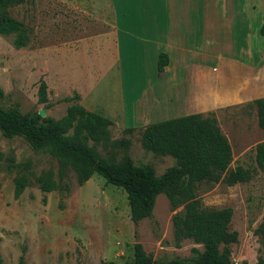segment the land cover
I'll return each instance as SVG.
<instances>
[{
  "label": "rangeland",
  "instance_id": "1",
  "mask_svg": "<svg viewBox=\"0 0 264 264\" xmlns=\"http://www.w3.org/2000/svg\"><path fill=\"white\" fill-rule=\"evenodd\" d=\"M139 2L26 0L7 8L10 16L25 25L28 44L17 47V33L0 34V104L23 115L44 111V118L60 119L73 104L90 108V102L105 105L109 97L118 103L117 99L124 96L128 109L137 99L150 98V86L156 87L157 80L151 46L139 35L138 28H131L137 22L128 26L123 20L128 11L138 13ZM243 4L241 8L245 9ZM260 13L256 15L260 17ZM243 18L244 14L235 20L232 37L226 38L227 45H234L235 55H240L242 46L256 43L255 37L246 36L249 30L241 28ZM117 24L120 33L115 39L113 25ZM42 82L47 84L46 102L40 99ZM75 94L78 100H65ZM249 106L253 112L254 104L245 108ZM170 114L153 122L177 117ZM242 114L240 109L225 110L219 127L232 141L229 170L242 166L250 171L251 180L234 185L201 182L195 194L202 209L233 210L229 227L238 232V241L231 245V262L257 264L264 259V233L259 231L264 224V170L256 163V143L246 148V142L235 143V130L244 126L257 131L256 139L263 138L264 131L255 115ZM143 129L128 133L121 126L111 125V140L127 139L130 144L106 149L98 145L97 149L103 156L110 150L117 160L129 155L135 163L149 164L158 176L162 175L176 160L147 151L142 145ZM0 152L17 163H30L29 171L24 172L30 178L29 186L16 198L14 179L18 172L8 169L5 160L0 161L2 264H18L22 256L25 264H134L136 243L142 244L155 261H191L204 251L203 244L192 238H176L173 217L183 213L185 205L172 208L165 194L158 195L152 215L135 224L126 191L97 173L83 185L70 169L60 178L55 155L36 148L23 136L7 138L1 131ZM43 172L53 174L56 190L41 189L36 177ZM63 184H67V190Z\"/></svg>",
  "mask_w": 264,
  "mask_h": 264
},
{
  "label": "trees",
  "instance_id": "2",
  "mask_svg": "<svg viewBox=\"0 0 264 264\" xmlns=\"http://www.w3.org/2000/svg\"><path fill=\"white\" fill-rule=\"evenodd\" d=\"M26 0H0V34L17 33L15 45L28 44L25 25L10 16L7 8ZM169 63V56L163 52L158 59L157 69L161 73ZM40 99L47 101V84L41 83ZM79 95L66 97V101L78 100ZM258 110L259 127L264 130V98L254 101ZM109 118L87 110L80 104H73L67 114L60 118H44L39 113L23 115L18 110H7L0 104V131L7 138L23 136L33 146L55 155L60 163V178L68 169L77 177L79 185L86 183L94 173L107 183L122 187L127 195L131 219L135 224L152 215L158 195L165 194L172 208L185 205L183 213L173 217L174 234L178 240L192 238L203 244L204 251L191 261L172 259L155 261L140 243L134 246V264H235L231 262V245L238 241V232L230 230L233 216L231 208L202 209L196 199V185L201 182L228 185L251 180V173L242 166L229 170L233 150L227 136L219 127L214 116L193 114L156 122L144 127L142 145L150 152L161 156H172L176 162L162 175H157L149 164H137L126 155L121 160L107 149L103 156L97 149L116 145H129L130 140H111ZM133 133L134 128H127ZM92 142L90 144L89 142ZM8 162V169L16 170L14 179L15 197L19 198L30 178V163H17L12 156L0 152V161ZM256 163L264 170V142L256 146ZM42 190L51 192L58 188L51 172L36 177ZM67 190V184H63ZM264 233V224L259 228ZM222 246V250L221 247ZM3 263L0 250V264ZM18 264H25L24 256ZM117 264V263H110ZM257 264H264L260 259Z\"/></svg>",
  "mask_w": 264,
  "mask_h": 264
},
{
  "label": "crops",
  "instance_id": "3",
  "mask_svg": "<svg viewBox=\"0 0 264 264\" xmlns=\"http://www.w3.org/2000/svg\"><path fill=\"white\" fill-rule=\"evenodd\" d=\"M141 1L137 4L138 13L128 11L123 20L128 26L137 22L131 28H138L139 35L151 46L156 69L160 54L165 52L169 56L164 71L156 70V87L150 86L149 90L151 97L137 99L128 109L124 96L117 99L118 103L108 97L105 105L90 102V108L83 107L104 113L99 114L112 120V126L124 129L135 130L169 120L153 122L159 116H172L170 113L175 118L215 113L221 125V114L233 108L240 109L242 117L255 115L259 126L254 101L264 98V0ZM259 12L260 17L256 15ZM243 14L245 24L241 28L248 29L246 36L255 37L256 43L242 46L238 49L240 55H235L234 45H227L226 38L232 37L234 22ZM249 21L254 23L248 24ZM119 33L118 24L113 25L115 39ZM251 104L255 107L253 112L250 106L245 108ZM235 131V143H248L244 148L264 142V137L256 139L257 131L244 126ZM225 135L232 145L231 138Z\"/></svg>",
  "mask_w": 264,
  "mask_h": 264
},
{
  "label": "water",
  "instance_id": "4",
  "mask_svg": "<svg viewBox=\"0 0 264 264\" xmlns=\"http://www.w3.org/2000/svg\"><path fill=\"white\" fill-rule=\"evenodd\" d=\"M39 114H40L41 117L45 116V112L44 111H41Z\"/></svg>",
  "mask_w": 264,
  "mask_h": 264
}]
</instances>
